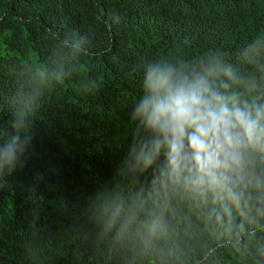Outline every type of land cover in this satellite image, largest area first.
Returning a JSON list of instances; mask_svg holds the SVG:
<instances>
[{
    "label": "trees",
    "instance_id": "trees-1",
    "mask_svg": "<svg viewBox=\"0 0 264 264\" xmlns=\"http://www.w3.org/2000/svg\"><path fill=\"white\" fill-rule=\"evenodd\" d=\"M260 34L264 0H0V126L22 93L39 95L25 157L0 180V264H123L84 237L79 207L132 141L141 61L233 56ZM210 264L252 260L221 247Z\"/></svg>",
    "mask_w": 264,
    "mask_h": 264
},
{
    "label": "clouds",
    "instance_id": "clouds-1",
    "mask_svg": "<svg viewBox=\"0 0 264 264\" xmlns=\"http://www.w3.org/2000/svg\"><path fill=\"white\" fill-rule=\"evenodd\" d=\"M139 67L132 141L110 185L79 207L84 237L123 264H210L221 247L264 264V34L233 56L208 50ZM38 99L35 88L22 93L10 127L0 126V180L25 157Z\"/></svg>",
    "mask_w": 264,
    "mask_h": 264
}]
</instances>
